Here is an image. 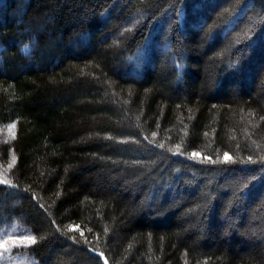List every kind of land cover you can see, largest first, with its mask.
I'll list each match as a JSON object with an SVG mask.
<instances>
[{
  "label": "trees",
  "instance_id": "1",
  "mask_svg": "<svg viewBox=\"0 0 264 264\" xmlns=\"http://www.w3.org/2000/svg\"><path fill=\"white\" fill-rule=\"evenodd\" d=\"M8 125L36 264H264V0H0Z\"/></svg>",
  "mask_w": 264,
  "mask_h": 264
},
{
  "label": "rangeland",
  "instance_id": "2",
  "mask_svg": "<svg viewBox=\"0 0 264 264\" xmlns=\"http://www.w3.org/2000/svg\"><path fill=\"white\" fill-rule=\"evenodd\" d=\"M9 126L0 127V140L12 136L14 128L10 132ZM26 236H29L26 230L18 228L16 225L3 230L2 234L0 233V264H36L22 250V247L28 245V241L23 239Z\"/></svg>",
  "mask_w": 264,
  "mask_h": 264
},
{
  "label": "snow or ice",
  "instance_id": "3",
  "mask_svg": "<svg viewBox=\"0 0 264 264\" xmlns=\"http://www.w3.org/2000/svg\"><path fill=\"white\" fill-rule=\"evenodd\" d=\"M15 125H10L9 126V131L11 132L12 128H14ZM192 156L193 157H196V156H199V153H192ZM204 159H210L209 157H205ZM232 158L230 156H228L227 153H225V156H224V161L225 162H228L230 161ZM249 160H251V157H249ZM24 240L28 241L29 244H35L37 241H36V238L34 236H26L23 238Z\"/></svg>",
  "mask_w": 264,
  "mask_h": 264
}]
</instances>
